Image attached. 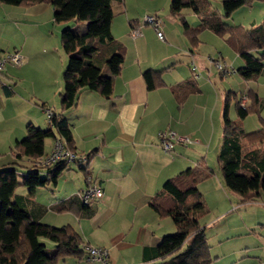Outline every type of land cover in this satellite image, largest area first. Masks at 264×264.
<instances>
[{
  "label": "crops",
  "instance_id": "obj_1",
  "mask_svg": "<svg viewBox=\"0 0 264 264\" xmlns=\"http://www.w3.org/2000/svg\"><path fill=\"white\" fill-rule=\"evenodd\" d=\"M171 3L172 0H160L156 4L150 3V0L112 3V35L124 47V62L121 72L114 77L113 93L106 98L84 88L76 105L64 111L61 108L63 74H26L35 63L29 55L34 22L50 11L54 21L52 5L34 2L25 6H10L0 2V26L7 25L16 37L10 39L11 43L0 39V55L19 52L25 58L21 68L7 65L0 76L4 84L0 98V122L1 125H10L7 127L9 133L0 141V150L4 153L9 150V142L10 145L14 144V140L17 143V138L29 124L44 129L42 127L46 123L45 129H48L46 112L51 110L66 118L72 132L74 151L79 154L97 153L88 165H77L76 168V164H70L56 185L33 192L23 188L21 193H18V187L15 195L28 200L27 209L36 221L56 227L70 225L81 234L86 245L108 250V264H150L158 261V246L163 237L174 233L176 228L173 222L167 224L169 220L166 218L160 219L150 202L168 179L197 166L200 161L205 159L211 168L209 154L218 156L222 141L226 98L229 96L228 112L234 121L238 120L232 116V96L235 105L238 101L252 105L250 95L253 92L260 99V111L264 108V97L254 90L243 95L235 91V81L245 88L252 80L245 81L238 73L245 62L226 43V37L207 29L198 36V44L191 45L184 34L183 22L171 13ZM184 14L190 27L200 24L194 13L185 11ZM149 15H157L162 20L163 40L148 26L142 27L135 35L137 37L132 38L133 30L139 27L144 16ZM65 23L70 26L71 21ZM82 23V29L76 31L77 34L86 30L87 24ZM219 42L225 47L227 55L219 47ZM204 47L211 48L218 59L213 61H226L225 56L231 57V54L236 57L237 67L231 64L236 73L232 83L226 84L224 76L214 73L213 63L206 59ZM192 64L199 70L198 79L193 76ZM147 71L159 72L163 84L149 90L144 79ZM103 75L110 76L106 66L103 67ZM33 76L36 81L34 91L31 89ZM217 110L218 116L215 114ZM215 116L211 127L209 122ZM247 121L248 117L241 122L245 133L260 129L261 124L247 126ZM169 129L180 136L191 137L193 142L177 144L172 152H165L159 134ZM54 141L55 138L51 147ZM51 147L47 151L45 144V155L50 153ZM10 150L12 160L7 165L16 162L13 148ZM28 162L27 159L18 161L21 165H28ZM217 164L214 176L199 185L209 211L214 214L211 216L213 219L203 225L208 243L211 247L210 240L220 244L242 241V248L232 251L229 248L232 254H239L238 259H233V264H264V242L260 236L255 237L258 236L256 228L264 226V208L260 207L264 194L255 202L242 204L240 196L225 186L218 160ZM91 184H98L104 190V198L93 204V215L74 209L60 212L54 209L70 207L69 200L79 197V193ZM223 220L227 221L223 228L226 233L220 237L222 233L212 227ZM85 257L66 258L59 264H102L88 262Z\"/></svg>",
  "mask_w": 264,
  "mask_h": 264
},
{
  "label": "trees",
  "instance_id": "obj_2",
  "mask_svg": "<svg viewBox=\"0 0 264 264\" xmlns=\"http://www.w3.org/2000/svg\"><path fill=\"white\" fill-rule=\"evenodd\" d=\"M123 0H0L10 6H25L34 2H48L54 9V21L85 22L86 30L77 34L72 29L61 33L63 50L68 65L63 74L64 91L61 94L62 110L73 108L80 91L87 88L108 98L113 93V80L122 69L124 47L114 39L111 31L114 17L112 3ZM220 3L224 15H219L215 4ZM247 0H172L171 13L181 19L184 34L191 45L198 44V36L209 29L240 55L245 66L239 69L245 81L258 79L264 72V22L245 29L231 25L226 20L236 11L247 6ZM185 11H191L200 20L192 28L185 20ZM110 76L103 75V67ZM149 90L160 87L161 74L155 71L144 73ZM177 91V90H176ZM175 91V92H176ZM251 106L235 105L237 120L229 117V96L223 113L222 141L217 160L227 189L241 198L242 204L252 203L264 194V119L261 127L245 133L241 122L249 115L259 113L260 99L250 95ZM51 111V110H50ZM48 129L29 124L26 137L16 143L13 155L16 162L0 171V264H59L63 259L86 255L81 234L72 226L56 227L36 221L29 213L28 200L15 195L19 187L15 166H29L22 175L26 189L35 191L56 185L68 170L69 163L59 162L50 167H38L35 162L45 155L48 138H59L72 148V132L65 117L53 111ZM88 157V156H87ZM27 159L28 165L18 161ZM81 166V165H78ZM214 174L204 160L177 176L168 179L162 190L151 200V208L160 219L171 218L176 231L163 237L158 246V261L150 264H211V247L206 228L201 220L209 209L199 189L200 183ZM70 207L58 212L74 209L79 213L93 215V204H85L80 197L69 200ZM96 203V202H95ZM53 210V208H52ZM51 243V247L44 241Z\"/></svg>",
  "mask_w": 264,
  "mask_h": 264
},
{
  "label": "rangeland",
  "instance_id": "obj_3",
  "mask_svg": "<svg viewBox=\"0 0 264 264\" xmlns=\"http://www.w3.org/2000/svg\"><path fill=\"white\" fill-rule=\"evenodd\" d=\"M152 1L153 0H150V3L156 4L160 0H154L153 2ZM247 1L249 2V4L247 6L236 11L233 14V16L231 17V19L227 20L229 24L241 25L245 29H249V28H252L253 25H260L264 22V0H247ZM168 8H169V6H168ZM215 8L218 10L219 13L224 14L220 3H216ZM52 16H53V13H52V11H50L46 15L44 14L42 19H40V20L34 19L36 21L34 22V34H32V37H31L32 44H31V48L29 51V55H31V57L35 60V63H34L33 68L29 72H26V74H55V73L56 74H64L65 68L67 66V58H66V55H65V53L62 49V46H61V32L64 29H69V28L74 30L75 32L79 31L80 29H82L83 23L82 22L76 23V22L71 21L70 26L67 25L65 22L59 25V24L54 23ZM142 21H143V18H142ZM148 27H151V26H148ZM136 37L137 36H132V38H136ZM11 38L14 40L16 37H14L13 33L10 32V30L7 28V25L2 24V26H0V39H2L3 41H6L7 43H11V40H10ZM217 42H218V39H217ZM153 46L155 47V43H153ZM216 47H218V45H216ZM219 47H221L223 49L225 48V47H223V44L220 42H219ZM204 52L206 55L205 57L209 63H213V59L218 60L214 56L211 48L204 47ZM233 52H235V51H233ZM224 53L226 55L228 54L226 52V50L224 51ZM232 55L233 54H231V57L225 56L226 61L225 60L224 61L227 62L229 65L233 64L234 67H237V65L235 66L236 57H234V55L233 56ZM239 61H240V59H239ZM237 64H238V61H237ZM214 67H212L214 70V73H216V74L218 73L221 75V73H219L216 70V67L215 68ZM58 68H59V73H58ZM234 74H236V73L222 77L225 80L226 84H228L229 82L230 83L233 82L232 79L235 78V76H236ZM35 84H36V81H35L34 76H33L31 78V89L33 91L35 90ZM233 86L235 87V91L240 93L239 95H243L246 92L250 93L252 90H254L261 97H264V72L262 73V75H260V77H258V79L252 80L250 83H248L247 87H245V88L239 86L237 81H235V84H233ZM252 94L254 95L255 93L252 92ZM239 97L240 96H238V98ZM223 99H225V96ZM233 100H234V97L232 96L231 112L233 113L232 116L237 117L236 109H235V102ZM242 104H246V106H251V105H249V102H243ZM213 111H214V109H213ZM210 114H211V112H210ZM215 114L218 116L219 111L218 110L215 111ZM46 115H47V112H46ZM262 118L264 119V108H263L262 112L259 111V113H254L252 115H249L246 125L253 127L254 124L255 125L258 123L261 124L260 120ZM215 119H216V116L213 117V119H211V121L209 122L211 127L213 126L211 122ZM47 121H48V117H47L46 122ZM12 122L15 123V120H13ZM16 122H18V120H16ZM44 125L45 126H43L42 128H44V127L47 128L46 123ZM9 126L10 125L6 124V123L1 125V122H0V141H1V139H4L7 136V133H9V129H7V127H9ZM36 126H38V125H36ZM45 128H44V130H45ZM169 130H171V129H169ZM217 132H218V127H217ZM26 134H27V130L25 128V131H22V133L20 134V136L17 139H19V141H22V139H24ZM177 135H179V134L177 133ZM182 137H184V136H182ZM185 138H187L191 141L193 140L191 137L185 136ZM52 140H53V138H48L46 140L45 144H46V150L47 151L50 149V147L52 145ZM14 141H12V143H14V144H11V145L9 142V146H8L9 150L8 151L2 153V150H0V171L3 169V165H7L8 163H11L12 153H11L10 149H12V148L15 149L16 142H14ZM217 147H218V143L216 144L215 148H217ZM6 149H7V147H6ZM51 149H52V147H51ZM210 153H213V152L210 151ZM80 155L82 157L88 156V163H87V165H88L90 163V161L96 157L97 153L80 154ZM215 157H216V159H215ZM211 159H213V162ZM205 162H206V160H205ZM208 163L212 165L211 168L213 169L214 174H215V169H216L215 167H218L217 156L209 154ZM77 165L78 164L75 165L76 168H78ZM14 167L18 171V181H19L18 193H21L23 188H25L23 183H22V180H23L22 175L27 173L29 171L30 167L29 166H21L20 167V166H15V165H14ZM80 172L83 173L82 170ZM80 172L77 171L78 175H80V177H82V174ZM210 201H211V199H210ZM260 207L264 208V200L262 201ZM213 215L214 214L209 211L208 214L205 215L204 218L201 220L202 225H205V223H208V221H211L213 219L211 216H213ZM166 219L169 220V222L167 221L168 222L167 224H170V223L172 224L173 221L171 220V218H166ZM225 223H227V221H224V220L219 221L215 226L212 227V228H215L216 230H218V232L220 231L219 233H222L220 235V237H223L224 234L226 233L223 231V228L227 225V224L225 225ZM174 227H175V225H174ZM256 231L258 233V236H255V237L260 236V239L264 242V226L261 225V226L257 227ZM42 241L51 245V243H49L48 241H45V240H42ZM225 242H222L220 244L219 241L210 240V244H211V247L213 249V252L211 253V256H212V263L211 264H233V259L239 258V254H232V252H230L229 248L231 249V251L234 248H236L238 250V249L242 248L243 242L242 241H239V242L232 241V243H227V241H225ZM248 242H250V241H248ZM230 244H233V245H230Z\"/></svg>",
  "mask_w": 264,
  "mask_h": 264
},
{
  "label": "built area",
  "instance_id": "obj_4",
  "mask_svg": "<svg viewBox=\"0 0 264 264\" xmlns=\"http://www.w3.org/2000/svg\"><path fill=\"white\" fill-rule=\"evenodd\" d=\"M161 25H162V20L157 15L145 16L143 18V21L141 20L139 27L133 30V36L139 34L140 33L139 31L142 27L151 26L157 32V36L159 37V39L163 40L164 35L163 32L161 31ZM24 62H25V58L19 52L0 55V76L4 72L7 65L21 67L24 64ZM213 65L216 67L217 71L221 73V76L232 75L235 71L233 67L225 61H213ZM191 71L193 73L194 78L196 79L200 78L199 70L195 64L191 65ZM3 87L4 84L0 79V98L2 96ZM242 105L246 106V104H242ZM51 116H52V112L48 110L47 111L48 122L50 121ZM159 140L163 150L168 153L172 152L177 144L187 145L192 142L191 140L185 137L177 135V133L172 130L169 131L166 130L161 132L159 134ZM59 162L84 165L88 163V157L85 156L82 157L79 153L69 148L64 140L56 138L50 153L41 158H38L35 162V165L38 167H50ZM79 197L85 204H92L104 198V190L102 186L98 184H91L86 189H84L82 192L79 193ZM85 253H86L85 258L86 261L88 262H92V263L98 262L102 264H108L109 262L108 250L104 248L86 246Z\"/></svg>",
  "mask_w": 264,
  "mask_h": 264
}]
</instances>
